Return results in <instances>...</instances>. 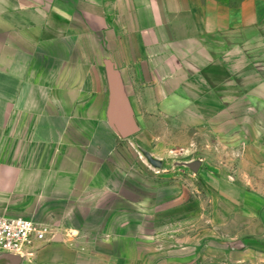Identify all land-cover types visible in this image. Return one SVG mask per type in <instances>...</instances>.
Instances as JSON below:
<instances>
[{
  "label": "crops",
  "instance_id": "0c3cea01",
  "mask_svg": "<svg viewBox=\"0 0 264 264\" xmlns=\"http://www.w3.org/2000/svg\"><path fill=\"white\" fill-rule=\"evenodd\" d=\"M252 34L264 0H0V216L67 224L121 138L116 94L184 92ZM56 251L37 260L74 264Z\"/></svg>",
  "mask_w": 264,
  "mask_h": 264
},
{
  "label": "rangeland",
  "instance_id": "374dc122",
  "mask_svg": "<svg viewBox=\"0 0 264 264\" xmlns=\"http://www.w3.org/2000/svg\"><path fill=\"white\" fill-rule=\"evenodd\" d=\"M231 43L210 80L130 92L103 190L28 264H264V39Z\"/></svg>",
  "mask_w": 264,
  "mask_h": 264
},
{
  "label": "built area",
  "instance_id": "2783aa9c",
  "mask_svg": "<svg viewBox=\"0 0 264 264\" xmlns=\"http://www.w3.org/2000/svg\"><path fill=\"white\" fill-rule=\"evenodd\" d=\"M57 236L46 224L32 219L0 216V256L30 257L33 252L54 242Z\"/></svg>",
  "mask_w": 264,
  "mask_h": 264
},
{
  "label": "water",
  "instance_id": "95a60500",
  "mask_svg": "<svg viewBox=\"0 0 264 264\" xmlns=\"http://www.w3.org/2000/svg\"><path fill=\"white\" fill-rule=\"evenodd\" d=\"M130 106V102L126 98L125 94L122 92H118L116 94V102H115V109H114V120H115V127L120 135L122 137V134L119 130V127L117 125V120H118V112L120 111L121 106ZM24 262V257L18 256V255H13V254H5L0 256V264H22Z\"/></svg>",
  "mask_w": 264,
  "mask_h": 264
}]
</instances>
